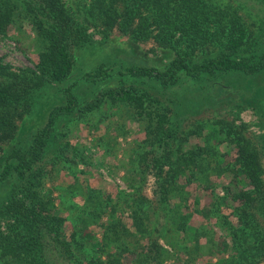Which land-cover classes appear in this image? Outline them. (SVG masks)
I'll list each match as a JSON object with an SVG mask.
<instances>
[{
	"label": "trees",
	"instance_id": "1",
	"mask_svg": "<svg viewBox=\"0 0 264 264\" xmlns=\"http://www.w3.org/2000/svg\"><path fill=\"white\" fill-rule=\"evenodd\" d=\"M220 1L0 0V35H5L18 21L29 19L34 38L41 45L34 68L14 70L0 60L1 264H58L63 259L69 262L76 256L73 243L79 258L86 255L82 250L84 244L99 246L98 239L84 241L80 235L79 231H84L88 224L80 216L78 219L83 225L73 232L72 239L67 240L59 232L65 219L55 204L54 187L47 186L45 180L57 169L55 165L62 162L64 167L65 162H77L61 151L66 144L61 137L66 133L58 128L60 120L80 118L102 105L128 106L135 119L143 122L145 137L137 145L135 167L128 174L131 178L128 187L132 191L120 190L117 206L111 202L110 194L73 183L66 193L71 195L81 190L85 194L77 208L74 207L77 212L95 217L103 212L110 219L117 215L114 222L118 228L113 226V233L108 236L114 239V234L121 236L127 232L126 225L118 219L119 213L131 208L130 217L136 231L146 240L134 250L135 264H164L168 250L158 239L164 240L172 252L178 249L187 255L184 259L180 257L184 264H190L191 260L196 264L200 250L207 246L208 252L219 253L208 264H264V38L257 40L253 32L247 34L236 19L228 20L229 24L222 16L213 20L210 12ZM81 12L87 15H80ZM83 22H93L97 27L102 24L104 28L100 32L104 39L113 30L132 43L152 38L164 60L161 65L120 66L99 62L79 75L75 70L74 51L90 41ZM193 33L203 38L202 43L212 46L211 49L202 46L196 58L193 48L189 47ZM256 33L258 36L260 30ZM228 71L243 75L248 86L244 90L238 85V112L249 105L262 119L261 130L253 137L246 135L245 124H238L236 131L232 129L234 121L215 112L209 117L203 114V118L194 119L184 115L191 102L175 107L171 98L173 93L191 90L200 95L225 91V97H231L229 94L236 93V89L227 87L218 78ZM115 75L119 76L118 80L111 82ZM125 77L130 81L126 82ZM81 81L88 82L99 93L91 100L79 101L72 88ZM187 82L196 89H189ZM145 83L152 88L160 86L169 96L159 97ZM46 88L57 89L63 101L53 103L41 123L26 121L24 117L33 111L36 96ZM217 100L201 105L204 109L214 108L211 104ZM191 136L202 137L203 144L191 143ZM222 143L231 146L228 151H233L231 162L223 163L224 154L219 152ZM47 162H51L49 175ZM149 174L154 178L151 198L143 192ZM211 174L216 177L228 174L231 182L240 185L230 199L236 205L227 197L221 198L223 201H215L209 211L216 219H222L229 242L224 239L217 242L216 233L201 226L191 227V246L177 238L172 240L167 232L183 230L184 222L180 220L186 222L189 213L187 207L185 212L173 206V198L186 199V187L195 183L194 180L205 182L206 187L212 181ZM223 208H230L235 221L222 212ZM106 239L107 235L99 239L100 247L109 243L102 242ZM217 243L230 253L222 255ZM85 258L87 264H121L113 253L102 249Z\"/></svg>",
	"mask_w": 264,
	"mask_h": 264
},
{
	"label": "rangeland",
	"instance_id": "2",
	"mask_svg": "<svg viewBox=\"0 0 264 264\" xmlns=\"http://www.w3.org/2000/svg\"><path fill=\"white\" fill-rule=\"evenodd\" d=\"M80 1L81 0H79V2ZM224 1L225 2H222L221 0L219 6L215 5L214 8H212L213 11L210 12V14L213 20H217V18L222 16L225 23L229 24L230 22L228 20L232 19L233 21L236 19L238 21V26L244 27L247 34L253 32L257 40H262L264 38V0ZM235 3H238V6H236ZM79 14L84 16L87 15V13L83 12ZM92 23L93 22H83L90 38L89 43L83 44L82 47L76 48V51H74L76 60L75 70L79 75H82L83 72L88 69L96 67L99 62L120 66L160 64V62L162 64L164 58L160 56L161 52L152 38L142 41L138 40L132 43L125 37H119L117 31L113 30V32L109 34V38L104 39L103 34L100 32V30L104 28L103 25L99 24L97 27ZM258 30H260V33L257 36L256 31ZM193 35V41L189 43V47L193 48V57L196 58L201 54L200 49L202 46L207 49H211L212 46L205 42L202 43L203 38H201V36L195 35V33H193ZM185 47L186 44H183V48ZM40 50L41 45L34 38L33 26L29 19L18 21V23L10 26L5 35H0V60L10 64L14 70H17V68H34L38 57L37 54ZM105 66L107 67V65ZM118 77L119 76L116 75L113 76L111 82H116ZM218 78L221 83L229 88L236 89L237 92L229 94L231 97H225V91L221 92L218 90H214L210 93L207 92L205 95H200L192 90L184 91V94L179 92L173 93L171 98L174 99L175 107H184V105L186 106L191 102L192 106L187 109V113H184V115L189 114L191 118L194 119L196 117L203 118L204 115L209 117L212 112H215L223 116L226 120L234 121L232 129L238 131V124L243 123L245 124L244 131L246 135L251 137L257 135L261 130L260 125L263 123L261 122L262 119H260L258 112L249 105H246L247 108L238 112V85L244 90H247V83L244 82L245 77L238 74V72L228 71ZM125 81L129 82L130 79L125 77ZM186 84L189 85L187 86L189 89H196L190 82ZM145 86L150 92L156 93L159 97L166 98L169 96L167 94L168 92H163L160 86L152 88L149 83H145ZM174 87L175 85L171 86V88ZM53 90L46 88L43 90L45 92L42 91L40 92L41 94L36 96L35 100L37 102L33 107V111H31L30 115L24 117L26 121L28 120L35 124L41 123V119H44L45 113L51 108L53 103L63 101V95L57 93V89L54 88ZM72 90L79 101L91 100L99 93L97 88H93L91 84L85 81H81L80 84L74 86ZM216 99L218 100L211 104L215 106L214 108L210 107L204 109L205 107L203 108L201 105V103L208 104ZM77 117L75 119L69 117L68 119L60 120L58 124L59 130L66 133L61 137L62 141L66 142L65 145H62L61 151L68 158H73L72 160L75 162L77 161L76 164L65 162L63 167V163L61 162L60 165H55L57 169H53L50 175L51 162L45 164L49 175V178L46 177L48 179L45 180L46 185L54 187L55 191H53V195L55 204L60 215L65 219L59 232L63 234L67 240L72 239L73 232L76 229H80L83 225L78 219V216H80L81 219L84 220L83 222L88 223L85 225L84 231H79L80 235L85 238L84 241H88V238L91 239L94 237L95 240L98 239L97 241L99 243L97 247L84 244L82 250L84 249L87 258L102 249L105 253H113L119 258L121 264H135L136 258H134V250H138L140 245L146 243V240L136 231L130 217V211L132 209L127 207L119 213L121 217L118 219L119 221L121 220V223L126 225L127 232H123L121 236H118L119 234H114V239L112 237L108 239V236L113 233L111 228L113 226L118 228L114 222L117 215L114 219H110L103 214V212L97 217L93 214L86 215L85 212H77L75 209L77 208L76 205L81 203L79 201L83 200L85 194L82 193L81 190H76V192L71 195L65 191L69 189L73 183H79L81 187L85 186L89 189H96V191L101 193L110 194L111 202L118 206L120 203V200H118L119 191H132L131 188L128 187V183H131V178L128 174L131 169L135 167L134 161L136 160L137 145L140 144L145 137L142 126L143 122L136 120L131 109L123 105H102L100 108L84 113L80 118ZM202 140V137H190L191 143L203 144ZM74 147H77L78 150H74ZM230 149L231 146H229L228 143L219 145V152L224 154L223 163L232 161L233 151L228 153ZM209 173L210 171L208 174ZM205 176L207 180V175ZM216 176L212 175L210 177L212 181L207 183L206 187H204L205 182L198 180H194L195 183L188 184L185 194H187V197L190 195V200H188L187 197L184 200L177 197L173 198V206L181 207V210L185 212V207H187L189 213L186 216V222L183 219L180 220L182 223L184 222L183 230L170 229L167 232L168 237L172 240H176L177 238L179 242L191 246V227L201 226L208 232H215L217 242L221 239L229 242L228 233L224 230L225 225L222 223V219H216L214 217L215 215L213 214V216L209 211L214 208L215 201H223L226 197L229 199V202L236 205L237 202H233L230 199L232 193L237 191L240 185L238 182H231L228 174L220 177ZM153 186L154 178L149 174L143 184V192L149 198L152 197ZM189 205L190 209L188 207ZM205 212H208L207 215H210L209 218L205 216ZM222 212L228 214L230 219L235 221V217L231 215L230 208H223ZM90 215L92 218L89 217ZM3 223L4 221L1 222V224ZM149 223L151 222L149 221ZM77 224L80 225L75 226ZM117 233H119V230ZM106 235L107 239L102 242L105 243L108 241L109 243L104 247H102V245L100 247L101 242L99 239H103V236ZM116 235L119 237L118 240H116ZM201 241H204V238H202ZM158 242L168 250V253H166L167 257H165L162 263H185L182 262L181 259L187 257V255L182 254L181 250L177 249L174 253L164 240L158 239ZM75 247L76 245L73 243L72 249L76 256L70 258L69 262L64 259L58 261V264H87L86 262L88 259H86L85 256H80L79 258L77 255L78 251ZM217 247L222 250V255L227 256L230 253L229 249L224 250L223 246L218 245V243ZM208 249L207 246L205 250H200V256L197 262L195 261L196 264L205 262L208 264L219 257V253H210ZM215 250L218 251L216 248ZM77 258H79V260H77ZM189 262L190 264H194L193 260ZM151 264L156 263L153 262Z\"/></svg>",
	"mask_w": 264,
	"mask_h": 264
}]
</instances>
